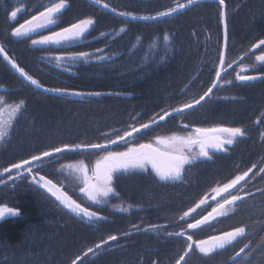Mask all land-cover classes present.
Segmentation results:
<instances>
[{
    "label": "trees",
    "instance_id": "obj_1",
    "mask_svg": "<svg viewBox=\"0 0 264 264\" xmlns=\"http://www.w3.org/2000/svg\"><path fill=\"white\" fill-rule=\"evenodd\" d=\"M48 2L0 0V42L29 74L46 87L102 94L93 97L40 94L31 86L25 87L0 58V88L5 89L0 96L7 103L24 100L26 105L15 129L0 148V172L12 163L63 143H103L106 139H114V136L105 137L102 133L119 129V134H122L130 123H144L161 109L190 102L202 95L214 78L223 36L217 1L198 3L158 22L129 21L125 24L124 19L86 0H69V7L53 30L85 17L94 18L96 23L80 45L60 51L93 52L101 48L112 58L110 61L77 65L71 73L61 71L43 59L45 55L59 54L58 50L34 48L30 39L5 38L12 27L42 11ZM107 2L118 11L147 16L174 6L177 0ZM226 6L229 33L226 58L233 62V58L247 55L251 44L258 38H264V0H226ZM17 7H24V12L11 21L8 13ZM122 28L125 30L121 31ZM101 32L109 35L100 37ZM165 34L170 42L163 40ZM251 88L252 85L247 84L237 95L244 96ZM181 89L184 91L181 92ZM234 89L231 88V92ZM261 96L264 97V92ZM213 98L187 111L184 122L202 127L219 125L220 120L221 125H231L233 107L224 106ZM258 105H251L245 117L257 110ZM137 113L140 116L133 122L130 117ZM180 119H166L159 125L167 127L154 126L152 129L159 133H178ZM151 130L139 134L141 143L148 140L144 139L145 135L154 134ZM95 153L57 154L54 158L58 162L55 163L54 158H46L38 170L46 179L56 182L57 164L83 160L89 166ZM199 166L187 167L181 183L161 182L154 175L143 173L120 176L114 181V186L124 197L123 200L132 204L152 200L156 196L163 199L170 195L181 197L174 205L170 202L171 205L164 208L160 215L161 219L176 218L186 210L184 196L188 189H193L189 201L193 205L203 193L222 180L220 170L214 165ZM169 187L173 189L155 191L156 188ZM121 188L124 194L120 192ZM0 204L20 210L19 215L0 220V264H70L77 255H82L99 240L125 231H132L133 235L111 242L112 247L98 257L91 254L84 257L86 264H153V261L156 264H171L184 246L179 239L165 240L151 232H135L131 227L136 224L134 213L115 217L101 208L99 212L108 218L106 221L95 225L82 222L51 200L46 191L31 182L28 175L0 184ZM169 213L173 216L170 217ZM179 229L176 227L175 231ZM35 246L39 251H35ZM53 252L59 255L53 258ZM192 262L202 264L204 261L194 258Z\"/></svg>",
    "mask_w": 264,
    "mask_h": 264
},
{
    "label": "snow or ice",
    "instance_id": "obj_2",
    "mask_svg": "<svg viewBox=\"0 0 264 264\" xmlns=\"http://www.w3.org/2000/svg\"><path fill=\"white\" fill-rule=\"evenodd\" d=\"M93 5L100 9L108 10L124 18V23L129 21H152L158 22L161 18L171 17L175 14L182 13L183 10L190 8L199 3V0H184L177 2L174 6L166 8L164 11H157L154 15H137L132 11H118L117 8L111 6L107 0H91ZM220 8L219 20L223 26V47L219 50L218 65L214 70V79L207 90L199 95L198 98H193L190 102H185L179 106L170 107L169 109H161L159 113L153 116L144 123H130L119 134L121 130L116 129L111 132L102 133L103 136H114V139H106L103 143H63L59 146H53L48 150L40 151L33 154L27 159H21L18 162L12 163L5 167L0 172V177L8 174L7 180L0 179V184H6L13 181L15 177L27 174L31 177V182L51 194L65 209L75 216L79 217L82 222L98 224L101 221H106L108 218L102 215L99 211L93 210L91 207L85 206L82 203L73 199L61 187L55 185L52 180L46 179L39 172V166L46 160H51L57 154L92 152L102 153L98 156L93 167H89L82 160L76 164L68 165L82 185L79 189L91 205L102 206L110 203L112 198L120 199V193L114 186V181L120 176L148 173L154 175L161 182L175 183L183 182L184 174L187 167H191L197 159L211 160L215 153H228L239 138L247 135V130L241 126H224L216 125L212 127H192L183 120L184 114L187 111L193 110L196 106L201 105L212 98L213 90L222 88L226 84H232V80H224L223 76L227 74L228 69L233 67L237 61L229 63L226 58L227 43L229 39L228 19L226 0H217ZM69 7V0H49L48 4L43 7L36 15H32L30 19H26L18 26L12 27L6 33L5 38L10 37L13 40L30 39L32 46H39L42 49H56L59 54L50 55L49 62L55 63L57 68H62L63 71L71 72L73 67L80 63H90L92 61H110L111 56L104 55V49L97 48L93 52L79 51L68 52L60 51L69 47H75L81 44L90 32V29L96 23L92 17L78 19L68 26L60 27L59 30H53L57 27L59 18L63 12ZM21 8L12 9L9 13V19L15 21ZM125 29H121L124 31ZM47 33V34H44ZM100 37H107L109 34L101 32ZM165 42L169 41V36H163ZM256 49H261V53L255 55V61L258 64L264 65V38H258L255 43H252L249 52L255 53ZM0 58L6 62L21 78V83L25 87L31 86L34 90H38L40 94H56L58 97L66 96H99L100 92H82L73 88L62 87H46L37 78L29 74L24 67L17 62L12 55L9 54L6 45L0 42ZM244 57L241 56L240 60ZM256 68L255 64H240L239 70L236 71L235 81L247 85L253 81L264 82V70L252 73ZM184 89H181L183 92ZM232 99H235L234 97ZM25 101L20 100L9 104L3 96H0V142L6 140L8 132L5 128H12L13 122L19 114L25 109ZM140 114L137 113L131 116L130 119L135 122ZM7 117V119H5ZM180 117V125L187 130L185 134H173L171 136H157L153 142L137 143L139 134L142 130L146 134L154 126L159 125L161 121L166 119H176ZM256 124H264V110L255 119ZM261 138H264V131L260 132ZM123 145V150H114L113 146L119 147ZM239 167V166H237ZM253 169L257 171L253 172ZM15 170V171H13ZM252 173L250 177L249 174ZM260 176L264 180V158L259 161V164H253L245 171L239 172L227 183L217 185L212 188L210 194H205L201 197L194 206L189 207L186 211L178 214L176 217L177 223H182L186 227H181L178 231H168L170 225L150 224L145 228L139 225H132V229L139 232H154L157 235L167 239H179L183 242L184 247L182 254L171 261V264H188L190 254L199 253L204 257H210L220 251L227 249L233 245L238 238L246 234V228L236 227L230 231H224L218 235L209 236L206 239H194L193 233L197 230H202L205 227L215 229L216 224L221 218L229 216L238 202L243 201L251 193L244 191L247 183ZM247 178V179H246ZM264 191V190H261ZM214 205V206H213ZM206 214L197 213L198 209L209 208ZM115 211L121 213H129L133 205L122 206L112 205ZM20 214L19 209L11 208L6 205L0 206V219L6 216H17ZM196 214V215H193ZM199 217V218H197ZM132 231H125L122 234L108 235L106 238L99 240L93 246L88 247L82 255H77L71 260L70 264H86L84 257L90 254L92 257H98L103 252L108 251L113 241H118L122 237H130ZM245 244L241 247L235 256L231 257L233 264H245V260L250 253H245L244 259L237 261L236 257H240L241 253L245 252ZM153 264H156L153 261Z\"/></svg>",
    "mask_w": 264,
    "mask_h": 264
},
{
    "label": "flooded vegetation",
    "instance_id": "obj_3",
    "mask_svg": "<svg viewBox=\"0 0 264 264\" xmlns=\"http://www.w3.org/2000/svg\"><path fill=\"white\" fill-rule=\"evenodd\" d=\"M263 68L264 66L260 67V70H263ZM250 83L249 86L252 85L251 91L244 96L237 95L240 90L239 84H233V88L235 87V89L233 90L232 98L234 97L235 99H232L231 102L223 100L224 97L227 96L219 95V101L222 102L224 106L231 105V108L233 107V113L230 117V119H233L231 126H241L247 130V135L243 138H239L228 153H215L211 160H203L205 162L202 163V168H204V166L214 165L215 169L220 170L222 179L220 181L221 185L227 183L228 180L233 178L236 174H239V172L247 170L253 164H259V161L264 158V138L260 136V132L264 131V124L255 123L256 117L260 114L261 110H264V97L261 96L264 92V82L257 80ZM245 86L246 85H243L242 87ZM257 104H259L257 110L245 117L249 112L250 106ZM220 111L222 112L221 108ZM255 171H257V169H253V172ZM195 173L196 172H193V174ZM249 176L251 177L252 173H250ZM172 189L173 187L156 188L155 191L165 192L166 190ZM192 190L193 189H188L186 196H184L186 199V210L194 206V204L190 205L189 202L191 199L190 192ZM211 190L212 189L203 193L201 197L205 194H210L209 192ZM261 190H264V180H262L260 176H256L246 184L244 189L245 192L251 193V195L247 196L243 201L238 202L229 216L221 218L216 224L215 229L205 227L193 233L194 239H206L209 236L218 235L221 232L230 231L236 227L243 226L246 228V234L238 238V240L227 249L210 257H204L199 253H193V258L201 259L204 261L202 264H233L231 257L235 256V253L247 244L248 247L245 248V252L241 253L240 257H236V260L240 261L244 259L245 253H250L247 260H245V264H264V191ZM180 198L181 197L177 198V196L173 195L167 196L165 199L161 196L153 197L148 207L143 209L142 206H138V208L134 209L138 211L135 213L137 217L135 225L145 228L150 224H167L170 225L167 229L168 231H175L176 227H186V225L182 223H177L176 218L171 217L173 216L172 213H169L171 218H160L161 211L171 205L170 202L174 205ZM198 200L196 202H198ZM210 210V207L203 210L198 209L197 213L203 215ZM127 215L129 214L127 213ZM151 233L155 234V237H160V235L154 232ZM158 238H155V240L158 241Z\"/></svg>",
    "mask_w": 264,
    "mask_h": 264
},
{
    "label": "rangeland",
    "instance_id": "obj_4",
    "mask_svg": "<svg viewBox=\"0 0 264 264\" xmlns=\"http://www.w3.org/2000/svg\"><path fill=\"white\" fill-rule=\"evenodd\" d=\"M207 2H215V1H207ZM24 12V7H21V11L18 13V15H17V18H18V16L21 14V13H23ZM16 18V19H17ZM12 21V20H11ZM91 30V29H90ZM222 30H223V28H222ZM222 42H223V36H222ZM31 44V43H30ZM32 46V45H31ZM32 47H34V48H40L39 46H32ZM221 48H222V46H221ZM261 53V49H256L255 50V53L253 54V53H251V52H249L247 55H243V57H244V59L243 60H240V57L239 58H233L234 59V61H237V63H235V64H233V67L232 68H230V69H228V72H227V74L226 75H224L223 76V79L224 80H232L233 81V83L232 84H226V85H224V87H222V88H217V89H215V94L214 95H212V96H214V98L213 99H218L219 100V98L220 97H218L219 95H223V96H227V97H224V101H226V102H231L232 101V93L233 92H231L232 90H231V88H233V84L235 85V84H237L238 82H236L235 81V74H236V71H238L239 70V65L240 64H255L256 65V68L253 70V72L252 73H249V74H255V72L256 71H259L260 70V67H263L264 65H261V64H258L256 61H255V55H258V54H260ZM104 55H107L106 53H103ZM49 57H50V55H45L44 57H43V59L46 61V63H49L50 65H52V66H54V67H56L55 66V63L54 62H52V63H50L49 62ZM237 59V60H236ZM229 63H232V62H230V61H228ZM90 63H100V61H92V62H90ZM90 63H80V64H90ZM80 64H77V65H80ZM77 65H75L74 67H76ZM217 65H218V63H217ZM73 67V68H74ZM57 68V67H56ZM57 69H59V70H61V71H63V69L62 68H57ZM64 72H66V71H64ZM68 73H71V72H68ZM213 77H214V75H213ZM214 79V78H213ZM239 84V88H240V90L241 91H243V85L242 84H240V83H238ZM237 84V85H238ZM251 83H249L248 85H250ZM250 91L251 90H249L248 91V94L250 93ZM212 99V100H213ZM12 103H15V102H12ZM12 103H9V104H12ZM25 110V109H24ZM24 110H23V112H24ZM22 112V113H23ZM22 113L21 114H19L18 115V117L16 118V120L13 122V126H12V128H5V131H7L8 132V136L6 137V140L8 139V137H10V134H11V132L15 129V127H16V125H17V123H18V121H19V118H20V116L22 115ZM5 119H7V117H5ZM160 124V123H159ZM163 124V123H162ZM222 124V122H220V120H219V125H221ZM224 126H231V125H224ZM157 128H160V127H162V128H164V127H167V126H156ZM193 128L194 127H197V126H192ZM200 127V126H199ZM202 127H212V126H202ZM179 132L178 133H167V131H165V132H162V133H159V131L158 130H155V129H152L151 131H153L152 133H154V134H147V135H145L144 136V139H148V140H146V141H144V142H142V143H148V142H153L154 140H155V138L157 137V136H171V135H173V134H185V132L187 131V130H185V129H183L181 126H179ZM143 132V131H142ZM152 137V138H151ZM136 142L137 143H141L140 142V140L139 139H137L136 140ZM4 143V141L3 142H0V148H1V146H2V144ZM114 150H123V145H120L119 147H117V148H114ZM96 152V151H95ZM102 153H98V152H96L95 153V155L93 156V160H92V162H91V164L89 165V167L91 168V167H93L94 166V164H95V161H96V159L98 158V156L99 155H101ZM214 155V154H213ZM55 163L56 162H58V159L57 158H54V159H52ZM53 161H50L49 163H51V162H53ZM81 161V160H80ZM83 161V160H82ZM79 161H76V162H68V163H63V164H57V171H58V175H56L57 176V179H56V182H53L55 185H57V186H59V187H61L64 191H66L67 193H68V195H70L73 199H75V200H77V202H79V203H82V204H84L85 206H88V207H91L93 210H96V211H99L101 208H103V209H105L108 213H110V214H113L115 217H118L119 215H124V214H127V213H121V212H118V211H115L113 208H112V205H122V206H128V205H133V208H132V210L128 213V214H135V213H137L138 211L137 210H134V209H136V208H138V206L140 207V206H142L143 207V209L145 208V207H148V205L152 202V200L150 199V200H145V201H140V202H137L136 204H132V203H130L129 201H125V200H123L124 199V197H121L120 196V199H116V198H112L111 199V201H110V203L109 204H107V205H102V206H95V205H91L90 204V202L87 200V198L82 194V193H80V191H79V189H80V187L82 186L81 184H80V181H79V179L77 178V175H76V173H74L70 168H68V165H70V164H76V163H78ZM84 162V161H83ZM204 161H203V159H197V160H195L194 162H193V165L192 166H199V167H203V165H202V163H203ZM85 163V162H84ZM42 165V164H41ZM40 165V166H41ZM148 174V173H147ZM6 175H8V174H5V175H3V177H1L0 179H4V180H7V178H5V176ZM25 175H27V174H25ZM125 176V175H124ZM154 177V176H153ZM151 178V177H150ZM155 178V177H154ZM152 179V178H151ZM175 183H181L180 181H177V182H175ZM217 185H220V184H216V185H214V187H216ZM213 187V188H214ZM123 188V187H122ZM122 188H121V190H120V192H122L123 194H124V192H123V190H122ZM142 190H143V188H141ZM212 189V188H211ZM209 193H211V191L209 192ZM5 204H0V206H4ZM109 216H111V215H109ZM252 216V215H251ZM6 217H9V216H6ZM5 217V218H6ZM165 217V216H164ZM181 228V227H180ZM125 229H126V227H125ZM184 245V244H183ZM184 247V246H183ZM38 250V248L35 246V251H37ZM39 251V250H38ZM44 252V251H43ZM42 252V253H43ZM52 252V251H51ZM180 254H182V252L180 253ZM38 255H39V253H38ZM55 255L57 256V255H59V253H55L54 254V252L51 254V257H55ZM187 260H188V264H192L193 262V256H192V254H190V256L188 257V258H186Z\"/></svg>",
    "mask_w": 264,
    "mask_h": 264
},
{
    "label": "water",
    "instance_id": "obj_5",
    "mask_svg": "<svg viewBox=\"0 0 264 264\" xmlns=\"http://www.w3.org/2000/svg\"><path fill=\"white\" fill-rule=\"evenodd\" d=\"M86 1H88V2H90L91 3V0H86ZM207 1H217V0H199V3H202V2H207ZM92 4V3H91ZM106 11H108V10H106ZM109 12V11H108ZM111 13V12H110ZM113 14V13H112ZM113 15H116V14H113ZM116 16H118V15H116ZM118 17H120V16H118ZM121 18V17H120ZM165 18H168V17H165ZM161 19H164V18H161ZM137 21H143V20H137ZM222 28H223V26H222ZM223 43H224V41L222 42V47H223ZM2 59V58H1ZM5 64H6V62H5ZM7 65V64H6ZM8 66V65H7ZM10 69H11V67L10 66H8ZM17 76H18V74L13 70V69H11ZM19 77V76H18ZM2 91H5V89H3V88H0V92H2ZM48 95L50 94V95H56V94H51V93H47ZM75 97H93V96H87V95H85V96H75ZM162 122V121H161ZM143 131V130H142ZM13 171H15V170H13ZM48 193V192H47ZM49 194V196L57 203V204H59V205H61L60 204V202L59 201H57L54 197H52L51 196V194L50 193H48ZM61 206H63V205H61Z\"/></svg>",
    "mask_w": 264,
    "mask_h": 264
},
{
    "label": "bare ground",
    "instance_id": "obj_6",
    "mask_svg": "<svg viewBox=\"0 0 264 264\" xmlns=\"http://www.w3.org/2000/svg\"><path fill=\"white\" fill-rule=\"evenodd\" d=\"M122 18V17H121ZM122 19H124V18H122ZM20 78V77H19ZM21 79V78H20ZM50 95V94H49Z\"/></svg>",
    "mask_w": 264,
    "mask_h": 264
}]
</instances>
